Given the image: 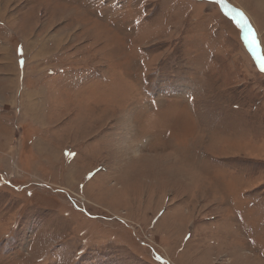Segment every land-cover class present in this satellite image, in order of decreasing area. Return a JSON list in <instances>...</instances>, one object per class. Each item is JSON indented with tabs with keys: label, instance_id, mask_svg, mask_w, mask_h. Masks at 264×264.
Here are the masks:
<instances>
[{
	"label": "rangeland",
	"instance_id": "obj_1",
	"mask_svg": "<svg viewBox=\"0 0 264 264\" xmlns=\"http://www.w3.org/2000/svg\"><path fill=\"white\" fill-rule=\"evenodd\" d=\"M0 264H264V0H0Z\"/></svg>",
	"mask_w": 264,
	"mask_h": 264
},
{
	"label": "snow or ice",
	"instance_id": "obj_2",
	"mask_svg": "<svg viewBox=\"0 0 264 264\" xmlns=\"http://www.w3.org/2000/svg\"><path fill=\"white\" fill-rule=\"evenodd\" d=\"M247 24V23H246ZM251 29V28H250ZM252 31V30H251ZM22 51V50H21ZM68 155H74V154H72V153H68Z\"/></svg>",
	"mask_w": 264,
	"mask_h": 264
},
{
	"label": "bare ground",
	"instance_id": "obj_3",
	"mask_svg": "<svg viewBox=\"0 0 264 264\" xmlns=\"http://www.w3.org/2000/svg\"><path fill=\"white\" fill-rule=\"evenodd\" d=\"M137 105V104H136ZM131 114V113H130ZM138 143V142H137Z\"/></svg>",
	"mask_w": 264,
	"mask_h": 264
},
{
	"label": "crops",
	"instance_id": "obj_4",
	"mask_svg": "<svg viewBox=\"0 0 264 264\" xmlns=\"http://www.w3.org/2000/svg\"><path fill=\"white\" fill-rule=\"evenodd\" d=\"M32 96H33V94H32Z\"/></svg>",
	"mask_w": 264,
	"mask_h": 264
}]
</instances>
